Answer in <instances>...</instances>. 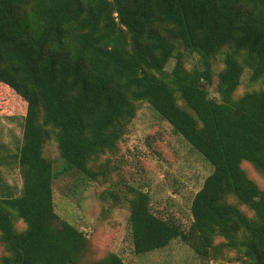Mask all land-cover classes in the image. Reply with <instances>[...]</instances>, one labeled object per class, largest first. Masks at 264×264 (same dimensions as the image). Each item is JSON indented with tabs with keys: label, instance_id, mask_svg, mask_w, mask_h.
<instances>
[{
	"label": "trees",
	"instance_id": "obj_1",
	"mask_svg": "<svg viewBox=\"0 0 264 264\" xmlns=\"http://www.w3.org/2000/svg\"><path fill=\"white\" fill-rule=\"evenodd\" d=\"M245 68L264 79V0H0V88L26 103L21 143L0 158L22 178L0 175V264H84L91 240L54 203V181L72 172L129 209L137 255L181 240L203 261L264 264V189L243 168L264 173V88L238 92ZM142 102L212 167L188 228L113 159ZM89 264L127 263L108 252Z\"/></svg>",
	"mask_w": 264,
	"mask_h": 264
},
{
	"label": "rangeland",
	"instance_id": "obj_2",
	"mask_svg": "<svg viewBox=\"0 0 264 264\" xmlns=\"http://www.w3.org/2000/svg\"><path fill=\"white\" fill-rule=\"evenodd\" d=\"M187 63L190 67L193 60ZM173 58L167 68L175 65ZM223 68L221 59L214 62V81L208 86L210 96L219 98L217 92L218 72ZM250 69L245 68L239 93L264 88V79L250 83ZM26 103L12 90L0 88V158L3 160L14 151L22 140L23 115ZM45 154L56 167L62 164L58 147L50 140ZM113 159L123 163L121 177L133 178L135 184L142 185L151 195L156 210L163 209L174 214L188 228L191 224L190 206L194 194L202 187L212 167L191 145L176 134L171 125L161 119L147 102L140 104L137 116L129 125L125 140ZM243 168L264 189V173H260L249 162ZM0 175L10 184L21 187L22 178L17 167L0 165ZM54 203L57 214L84 230L91 240V248L84 264L104 256L108 252L119 254L127 264H235L234 255L228 252L223 260L199 259L191 248L181 240H174L167 248L145 255H137L133 250L128 224L129 209L115 205L112 200H104L106 185L91 182L79 172L56 179L53 183ZM245 213L251 212L247 207ZM16 227L24 228L22 221ZM219 242L221 238L217 239ZM5 255L0 242V263ZM226 255V254H225Z\"/></svg>",
	"mask_w": 264,
	"mask_h": 264
}]
</instances>
